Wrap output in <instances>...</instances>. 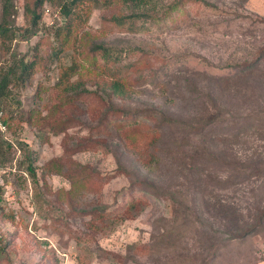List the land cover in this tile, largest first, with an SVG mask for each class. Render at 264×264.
I'll list each match as a JSON object with an SVG mask.
<instances>
[{
    "label": "rangeland",
    "instance_id": "rangeland-1",
    "mask_svg": "<svg viewBox=\"0 0 264 264\" xmlns=\"http://www.w3.org/2000/svg\"><path fill=\"white\" fill-rule=\"evenodd\" d=\"M157 1L153 18L116 26L111 16L138 10L123 0H83L74 40L62 42L57 3L43 7L37 33L23 39L25 0H11L0 68L23 56L37 65L29 82H15L1 100L15 147L0 144V264H198L192 237L170 235L165 251L158 237L170 230L169 193L186 183L178 170L185 158L195 165L189 179L194 172L224 176L225 167L200 160L198 144L218 150L226 132L193 136L180 154L178 123L161 116L178 120L199 110V83L207 92L213 76L228 75L226 63L264 42L257 21L264 0H183L167 19L163 12L178 0ZM91 43L120 51L113 57L123 66L136 62L123 81L127 96L107 95L110 78L102 59L88 54ZM71 65L78 66L70 91L60 75ZM255 126L232 141L239 154L264 144V122ZM232 247L222 264H264V233Z\"/></svg>",
    "mask_w": 264,
    "mask_h": 264
},
{
    "label": "trees",
    "instance_id": "trees-1",
    "mask_svg": "<svg viewBox=\"0 0 264 264\" xmlns=\"http://www.w3.org/2000/svg\"><path fill=\"white\" fill-rule=\"evenodd\" d=\"M123 1L138 11L111 16V21L116 26H121L125 22L131 24L136 20L153 18L150 12L152 8L154 9L152 4L158 2L157 0ZM192 1L212 6L205 0ZM47 3H57L65 19L56 31L57 37H62V42L74 40L71 36L72 21L75 9L82 6L83 0H25L23 14L28 26L22 32V38L26 39L37 33L42 9ZM183 4V0H178L169 5L163 12L164 18H170L173 11L182 10ZM10 8H12L11 0H4L0 38L4 37L12 27L8 21ZM257 21L264 25V19ZM18 30L22 29L18 28ZM119 53L120 51L102 43H91L88 50L92 59L95 60L98 56L103 61L101 69L106 71L110 78L107 95L121 98L128 95V89L123 81L136 62H130L126 66L121 65V60L113 57L114 54ZM36 65L37 59L34 56L29 58L23 56L14 58L11 64L0 68V109H2L1 100L9 96L11 86L15 82L18 85L29 82ZM77 66H67L65 72L60 75V83L64 82V90L71 91L75 87L69 81V77ZM225 66L230 70L228 75L213 76L212 85L208 86L207 92L203 91V83H199L196 88L197 95L204 98L199 100V110L190 115H180L178 120L164 114L161 116L167 125L178 123L180 154H184L183 147L193 136L199 137L203 132L210 131V134L215 132L220 137L226 132L223 139H226L227 143L218 150L212 149L211 144H198V148L204 151L200 160L213 161L216 165L225 167L224 176L194 172L189 179L185 174L191 171V167L195 168V165L185 158L178 166V170L183 171L184 174H178L184 176L186 183L182 185V189L178 188L177 191L169 193L172 204L170 230L158 237V242L164 251L168 248L167 238L170 235L178 234L179 241L185 237H192L197 248L195 255L198 264H222L221 260L226 253L232 250L234 253L233 245L245 243L251 236L264 233V144L260 148L254 146L251 151L241 155L232 142L239 141L257 127L255 125L264 122V42L255 50H248L244 56L226 63ZM201 75L203 74L199 73L200 77ZM258 90L261 94L256 95ZM116 111L123 113L117 109ZM222 123L225 124L220 126L221 131L218 126ZM154 139L157 140L158 136ZM0 144L12 148V144L1 137ZM149 166L151 168L153 165ZM30 172L34 175L31 168ZM220 190H226L223 191L224 198H221ZM138 247V243L130 245L132 249Z\"/></svg>",
    "mask_w": 264,
    "mask_h": 264
},
{
    "label": "built area",
    "instance_id": "built-area-1",
    "mask_svg": "<svg viewBox=\"0 0 264 264\" xmlns=\"http://www.w3.org/2000/svg\"><path fill=\"white\" fill-rule=\"evenodd\" d=\"M0 137L6 141H9L12 144V146L15 147V144L10 137L8 123L6 122L3 116V112L1 110H0Z\"/></svg>",
    "mask_w": 264,
    "mask_h": 264
}]
</instances>
